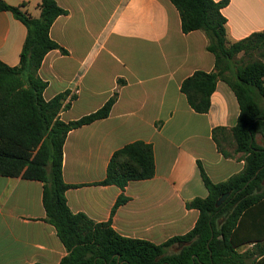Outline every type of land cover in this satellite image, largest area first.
I'll return each mask as SVG.
<instances>
[{"label": "crops", "instance_id": "1", "mask_svg": "<svg viewBox=\"0 0 264 264\" xmlns=\"http://www.w3.org/2000/svg\"><path fill=\"white\" fill-rule=\"evenodd\" d=\"M34 18L42 0H4ZM222 1V0H215ZM59 16L50 37L61 49L44 57L38 76L47 83L45 101L68 94L60 113L65 122L101 109L115 98L107 118L70 131L63 148V180L71 185L67 204L95 223H110L122 237L163 244L184 236L200 212L187 204L206 198L202 167L215 184L245 168L242 154L229 150L217 128H234L240 105L225 81H218L207 113H198L181 90L195 72L215 71L203 31L184 33L170 0H56ZM228 38L240 41L264 30V0H229L222 9ZM27 27L0 11V62H21ZM144 142L153 147L155 175L124 188L103 185L114 153ZM230 148V146H229ZM44 185L0 176V264H60L68 251L46 221ZM120 197L126 203L112 210Z\"/></svg>", "mask_w": 264, "mask_h": 264}, {"label": "trees", "instance_id": "2", "mask_svg": "<svg viewBox=\"0 0 264 264\" xmlns=\"http://www.w3.org/2000/svg\"><path fill=\"white\" fill-rule=\"evenodd\" d=\"M177 8L184 33L203 31L208 50L215 55V71H197L181 87L191 107L207 113L218 81H225L240 105L237 125L217 128L214 139L225 157L229 154L217 138L232 137L235 152L242 154L245 168L225 182L215 184L201 169L208 190L206 198L187 204L200 212L195 227L184 236L163 244L120 236L110 223H95L85 214H74L67 204L71 185L63 180V148L70 131L107 118L115 98L98 111L68 123L60 119L68 94L45 101L47 87L38 71L47 53L61 49L50 37L55 20L67 12L56 0H42L41 15L34 18L20 7L0 0V11H10L27 27L28 34L18 67L0 62V176L22 177L44 185L46 221L53 225L68 255L60 264H264V147L256 137L264 136V30L240 41L228 38L227 18L222 9L229 0H170ZM260 52L237 72L239 55ZM155 175L153 147L136 142L112 156L103 185L124 188L130 181ZM229 193L217 207L218 199ZM120 197L112 213L126 203ZM180 244L183 246L180 248ZM252 250L240 252V248Z\"/></svg>", "mask_w": 264, "mask_h": 264}, {"label": "rangeland", "instance_id": "3", "mask_svg": "<svg viewBox=\"0 0 264 264\" xmlns=\"http://www.w3.org/2000/svg\"><path fill=\"white\" fill-rule=\"evenodd\" d=\"M256 59H260V52L257 51V52H253L247 56L245 55H239L236 59V63H235V66H234V71H238L240 69H242L245 65H247L248 63H251L253 60H256ZM261 104L264 105V103L260 100ZM224 142L225 143H228L229 146L227 147V149L229 150H232V149H235V142L233 140L232 137L228 136L227 135V140H225V135H224ZM256 142L258 145L264 147V136H262L261 134H259L257 137H256ZM223 146V145H222ZM226 148V146H223ZM246 250H252L251 247H243V248H240V252H245Z\"/></svg>", "mask_w": 264, "mask_h": 264}, {"label": "water", "instance_id": "4", "mask_svg": "<svg viewBox=\"0 0 264 264\" xmlns=\"http://www.w3.org/2000/svg\"><path fill=\"white\" fill-rule=\"evenodd\" d=\"M229 193H227V194H224L223 196H221L219 199H218V201H217V203H216V205H217V207H219V206H221L222 205V203H224L226 200H227V198L229 197ZM183 246V244H180V248Z\"/></svg>", "mask_w": 264, "mask_h": 264}]
</instances>
